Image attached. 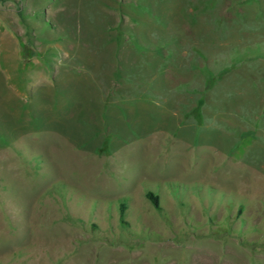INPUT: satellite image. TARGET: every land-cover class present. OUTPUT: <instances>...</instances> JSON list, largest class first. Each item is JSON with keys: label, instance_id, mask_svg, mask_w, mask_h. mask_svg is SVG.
<instances>
[{"label": "rangeland", "instance_id": "obj_1", "mask_svg": "<svg viewBox=\"0 0 264 264\" xmlns=\"http://www.w3.org/2000/svg\"><path fill=\"white\" fill-rule=\"evenodd\" d=\"M0 17L33 57L15 105L0 76V264H264V0H0ZM89 100L108 123L138 110L108 149L57 130Z\"/></svg>", "mask_w": 264, "mask_h": 264}, {"label": "crops", "instance_id": "obj_2", "mask_svg": "<svg viewBox=\"0 0 264 264\" xmlns=\"http://www.w3.org/2000/svg\"><path fill=\"white\" fill-rule=\"evenodd\" d=\"M1 17L3 18L2 15ZM14 20L12 23H8L9 27L7 31L2 29V25H5V22H0V76L2 77L0 78L4 80L6 85L11 87L12 98L10 100L14 99L13 102L15 105V101L19 100V97L25 96V92L29 89L27 88L26 82V78H28L27 69L28 64L33 61V57L31 53L27 55L24 50L27 46L26 40H23L26 36L24 27L20 24V20L17 17ZM18 24L21 25L22 29L19 28ZM29 77V87L31 88V78L33 77L31 73ZM115 104L118 108H114L113 111L111 110L114 112L113 116L115 117L108 123V120L111 118V112H106L107 104L97 106L90 100L89 103L80 102L73 109H68L63 114L62 120L70 119L68 121V128L65 127L66 129L64 128L62 130L59 128L57 130H60L59 133H63V138H67L72 143L78 145L86 144L92 151L100 150L101 148L108 149L112 144L119 142L118 140H120L121 136H125L124 133L127 136L126 117L127 119H131V116L136 115L135 113L138 112L136 108L129 107L128 103L119 102ZM16 109L15 106H11L9 113L2 112L11 121L10 129L12 133L16 135L18 132L21 137L28 131L29 120L25 112L20 113ZM75 119L76 125H71L70 122ZM116 137H118V140ZM16 139L11 138L10 142L12 143Z\"/></svg>", "mask_w": 264, "mask_h": 264}, {"label": "trees", "instance_id": "obj_3", "mask_svg": "<svg viewBox=\"0 0 264 264\" xmlns=\"http://www.w3.org/2000/svg\"><path fill=\"white\" fill-rule=\"evenodd\" d=\"M19 15L22 16V11L19 10ZM147 198L149 199V201L154 205L155 208L159 209L160 208V201H159V197L156 196L155 194H153L152 192L147 193ZM126 205L122 204L121 205V221L123 225H126L125 223V213H126Z\"/></svg>", "mask_w": 264, "mask_h": 264}]
</instances>
